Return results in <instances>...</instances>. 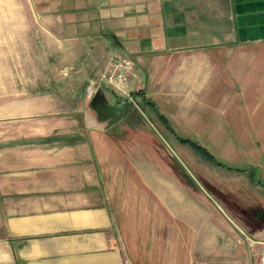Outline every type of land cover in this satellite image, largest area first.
Listing matches in <instances>:
<instances>
[{
	"label": "crops",
	"instance_id": "1",
	"mask_svg": "<svg viewBox=\"0 0 264 264\" xmlns=\"http://www.w3.org/2000/svg\"><path fill=\"white\" fill-rule=\"evenodd\" d=\"M0 50L18 51L9 66L20 67L9 113L20 117L0 137V264H141L139 250L147 264L172 255L256 264L259 247L241 248L215 196L161 156L121 150L131 189L196 230L190 252L181 230L167 252L165 239L158 252L160 239L135 238L137 215L109 182L107 147L142 130L160 144L156 127H168L146 114L165 115L176 132L264 130V0H0ZM112 57L130 64L126 79L97 84Z\"/></svg>",
	"mask_w": 264,
	"mask_h": 264
},
{
	"label": "rangeland",
	"instance_id": "2",
	"mask_svg": "<svg viewBox=\"0 0 264 264\" xmlns=\"http://www.w3.org/2000/svg\"><path fill=\"white\" fill-rule=\"evenodd\" d=\"M16 53L18 51L0 50V137H4V134L7 133L4 132V129H7L4 127V124L20 117L9 114L14 109L15 104L19 102L18 99H10L12 92L10 89L13 87L15 81H19L16 76L20 74V67L9 66L10 59L17 58ZM146 115L154 124L160 125L162 123L158 115L151 114L152 117L148 114ZM146 117L144 116L142 122L149 129L148 125H151V122ZM172 128L175 130L174 125ZM186 129L187 131H177V135L198 141L215 154L219 160L229 166L247 168V170L245 172H237L235 169L230 170L211 164L190 145L180 140L181 145L169 140L168 135L170 136L171 133L166 127L162 129L159 126L156 127V135H159L162 139L160 144L158 141L157 145L148 142L149 137L146 131L137 132L139 137L135 138V140H133L131 131L126 132L123 135L124 137L121 138L124 139L123 146L107 147L112 154L110 157L112 163L108 166V172L110 176L109 182L111 181L113 189L119 190L124 187L123 201L137 215L136 220L132 221L135 227L133 229H136L135 238H140V240H146L147 237L160 239V246L157 247L158 252L163 249L162 239H165L167 243L166 250L164 251L167 252L176 248L177 242L175 241V237L180 234L179 231L181 230L185 235V242L182 240L181 245H185V250L190 252L193 247L192 242L194 241L193 237L196 230L189 226L185 230V228L181 227L182 223L173 221L167 216L165 217L164 211H161L159 204L149 197L148 193L145 194L141 187L140 192L136 188L131 189L132 179L129 178L131 168L129 166V169H127L128 164L120 162V155L118 154H121V150L125 151L124 153L128 155V158H131L134 152L143 159L150 155L161 156L164 160L163 163L169 164L178 177L189 184L196 185L194 187L199 190L203 186L213 197L215 196L216 201L212 203L213 206L218 208L220 216L234 225L236 234L239 235L238 237L245 240L246 243H241V248L257 244L260 251L255 255V263L262 264L264 261V244L260 241H264V185L260 183L262 181L264 184V130L238 132L227 130L208 131L203 128L194 130L192 126L189 127V124ZM171 137L173 138V136ZM146 143L149 145L147 146ZM120 172L124 177L123 184H121L122 178L119 176ZM133 181L134 183L136 182L135 179ZM125 188L129 190L128 193L125 192ZM146 204L149 205L150 209L151 207L155 209V217L153 215L149 219L148 212L143 211L144 208H147ZM138 208L142 210L138 212ZM152 219H155L156 224L153 228L152 224L150 225L149 223L150 221L152 222ZM201 231V237L211 234L206 228H201ZM169 244L171 245L168 246ZM239 246L240 244L237 243L236 248L238 249ZM143 254V251L139 250L133 257L141 264H147L144 262ZM172 256L168 258L167 262L175 264L177 259ZM183 260V263L191 264V259L189 261L188 257L183 258ZM245 260L248 259L246 258ZM195 261H204L205 264L211 263L210 260H202L200 256ZM236 264H244V257L239 260V263L236 262Z\"/></svg>",
	"mask_w": 264,
	"mask_h": 264
},
{
	"label": "trees",
	"instance_id": "3",
	"mask_svg": "<svg viewBox=\"0 0 264 264\" xmlns=\"http://www.w3.org/2000/svg\"><path fill=\"white\" fill-rule=\"evenodd\" d=\"M149 103H152L151 105H153V102L149 100ZM158 117L159 119L168 127V129H170V131L175 134H176V131L172 128L168 118L163 115V114H158ZM179 138L180 141L190 145L191 147L194 148V150L200 154L205 160H207L208 162H210L211 164H215V165H219V166H222L224 168H228V169H235V171L237 172H245L247 170V168H239V167H232V166H229L228 164H226L225 162L219 160L215 154H213L210 150H208L207 147L201 145L198 141L196 140H193L191 138H183L181 136H177ZM260 183V182H259ZM262 185H264L261 181Z\"/></svg>",
	"mask_w": 264,
	"mask_h": 264
},
{
	"label": "built area",
	"instance_id": "4",
	"mask_svg": "<svg viewBox=\"0 0 264 264\" xmlns=\"http://www.w3.org/2000/svg\"><path fill=\"white\" fill-rule=\"evenodd\" d=\"M130 66L125 60H120L119 58L112 57L109 64V69L102 72L97 81V84L102 82H107L110 85L118 86V81H124L126 76L124 75V70L128 69Z\"/></svg>",
	"mask_w": 264,
	"mask_h": 264
}]
</instances>
